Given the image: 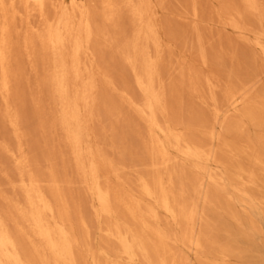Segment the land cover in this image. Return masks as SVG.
<instances>
[{
  "label": "bare ground",
  "instance_id": "1",
  "mask_svg": "<svg viewBox=\"0 0 264 264\" xmlns=\"http://www.w3.org/2000/svg\"><path fill=\"white\" fill-rule=\"evenodd\" d=\"M216 2L0 0V264H264V0Z\"/></svg>",
  "mask_w": 264,
  "mask_h": 264
},
{
  "label": "rangeland",
  "instance_id": "2",
  "mask_svg": "<svg viewBox=\"0 0 264 264\" xmlns=\"http://www.w3.org/2000/svg\"><path fill=\"white\" fill-rule=\"evenodd\" d=\"M208 1H209V3H212V4H216L217 3L216 0H208ZM158 10L159 11L156 14V23L159 26L161 40H162L163 48L165 50L164 54H163V59H162V62H161L160 69H161V72H162V76L165 78V81L167 83L168 82V77L171 74L170 64L167 61L168 50H171L177 56H179L181 58H184L186 61L191 63L195 68H199V64H198L197 60L195 59L194 55L191 52H189L186 48H184L180 43L170 39L165 34V24L167 22V19H170L172 17L171 11L170 10H161V9H158ZM49 13L53 14L51 8H49ZM218 27H219V25H216V26H214V29H218ZM222 32H223V34H225V35L229 36L230 38L236 40L240 49H244L245 46H247V48L249 47L248 45L244 44L241 41V39H239L234 33L230 32L229 30H222ZM101 62L102 61L100 59H95L94 69H95L96 72H100L99 66L101 65ZM24 71H27V68H24ZM97 81H98V86L101 87L102 79L97 77ZM114 94L118 95L116 91H114ZM92 126L95 128L96 124L92 123ZM248 130L252 131V129L250 127L248 128ZM234 208L240 214H242V215L244 214L243 206L239 202L234 203ZM206 214L208 216V219H210V220H213L214 218H216V215H215L213 210H208L207 209ZM253 217L260 223V226H261L260 237H258V236L255 237V239H256L255 241L259 243V242H261L262 239L264 240V219L257 212H253ZM228 224H232V223L230 222ZM93 237L96 240H98L99 239V233L97 231H94L93 232ZM184 252L188 256L189 264H199V261H198L197 257L192 252H189V251H187L185 249H184ZM230 263L231 264H258V261H257V259L252 258V257H244V258L234 257V258L230 259Z\"/></svg>",
  "mask_w": 264,
  "mask_h": 264
}]
</instances>
